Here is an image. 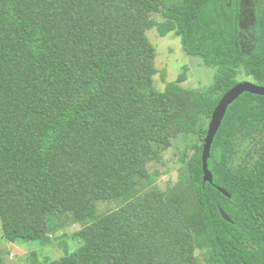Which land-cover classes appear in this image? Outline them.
Segmentation results:
<instances>
[{"label": "trees", "instance_id": "trees-1", "mask_svg": "<svg viewBox=\"0 0 264 264\" xmlns=\"http://www.w3.org/2000/svg\"><path fill=\"white\" fill-rule=\"evenodd\" d=\"M154 27L214 68L213 82L191 90L182 74L155 90ZM245 80L264 86V0H0L3 235L42 248L57 225L80 226L56 237L63 256L40 263L36 250L34 264H161L151 238L178 235L170 245L208 264H264V94L228 106L212 183L202 173L211 114ZM190 132L199 142L160 189L149 165Z\"/></svg>", "mask_w": 264, "mask_h": 264}, {"label": "rangeland", "instance_id": "rangeland-1", "mask_svg": "<svg viewBox=\"0 0 264 264\" xmlns=\"http://www.w3.org/2000/svg\"><path fill=\"white\" fill-rule=\"evenodd\" d=\"M154 18L161 19L159 14H156ZM146 35L155 49L154 66L156 73L153 76L152 83L155 90H163L167 82L176 80L182 74L185 75V80L181 82V85L191 90L204 89L213 82L215 69L203 65L199 57L185 54L182 50L180 38L175 36L173 32L162 36L154 27L147 30ZM244 78L241 76L238 77V80ZM197 142H199L198 137L193 132L174 139L171 145L160 153L158 160L151 162L149 165V169H156L160 172L154 185L163 189L168 184L175 183L184 169V162L187 157L184 158L183 156L184 149ZM244 150V148L240 150L237 162L240 160ZM116 204V202L101 203L99 204V210H113L117 206ZM79 227L77 223L57 225L53 232H50L51 230L48 232L51 243L46 244L42 248L37 244L26 245L25 243H17L4 236L0 227V257L4 259L5 264H34L30 263V255L37 250L36 258L40 263L44 262L46 256L51 259L60 258L64 255V252L55 243L56 237L58 238L62 233L69 234L78 230ZM179 236L175 238L177 239ZM175 238H151L152 246L161 264H208L203 260L202 249L195 248L191 252L188 246H181L179 242L176 247L170 245ZM68 244L71 251L78 247V241L75 239L68 238Z\"/></svg>", "mask_w": 264, "mask_h": 264}, {"label": "water", "instance_id": "water-1", "mask_svg": "<svg viewBox=\"0 0 264 264\" xmlns=\"http://www.w3.org/2000/svg\"><path fill=\"white\" fill-rule=\"evenodd\" d=\"M244 92L263 95L264 86L257 85L249 80L239 81L222 95V97L218 101L217 105L215 106L211 114V118L207 127V133L203 140L202 152H201L202 173H203L204 183L205 182L212 183V179H213V174L208 168V162H207L210 156V149L213 143V139L220 127V124L222 122V119L225 115L228 106ZM218 190L223 194L228 195L227 191L224 188L218 187ZM220 212L224 219L230 221L229 216L222 209H220Z\"/></svg>", "mask_w": 264, "mask_h": 264}]
</instances>
